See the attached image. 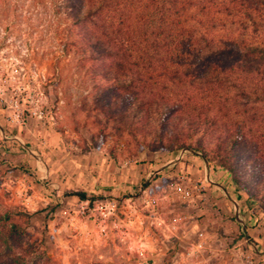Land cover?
I'll use <instances>...</instances> for the list:
<instances>
[{
    "label": "rangeland",
    "instance_id": "obj_1",
    "mask_svg": "<svg viewBox=\"0 0 264 264\" xmlns=\"http://www.w3.org/2000/svg\"><path fill=\"white\" fill-rule=\"evenodd\" d=\"M65 16L55 0H0V214L25 229L27 260L264 264V193L247 160L236 176L249 194L230 176L255 219L214 187L202 156L176 159L189 148L177 130L136 127L132 93L61 54Z\"/></svg>",
    "mask_w": 264,
    "mask_h": 264
},
{
    "label": "trees",
    "instance_id": "obj_2",
    "mask_svg": "<svg viewBox=\"0 0 264 264\" xmlns=\"http://www.w3.org/2000/svg\"><path fill=\"white\" fill-rule=\"evenodd\" d=\"M55 1L66 15L61 54L132 93L136 127L174 128L178 146L240 186L237 168L247 160L243 172L260 178L264 193V0ZM26 235L9 212L0 214V264H33L16 242Z\"/></svg>",
    "mask_w": 264,
    "mask_h": 264
},
{
    "label": "crops",
    "instance_id": "obj_3",
    "mask_svg": "<svg viewBox=\"0 0 264 264\" xmlns=\"http://www.w3.org/2000/svg\"><path fill=\"white\" fill-rule=\"evenodd\" d=\"M5 138L8 139V137H5ZM6 143L7 144L10 143V141H7ZM206 167H207V171H206L207 176L210 177L211 183L214 185V187H216L218 189H222L224 194H230V192L235 190V192H237V194H238L237 195L238 200L237 199L234 200L231 198V201L229 200L231 205L233 207H236L235 202H238V204H239L238 206L240 208L239 211L244 213V214H245V212L247 214L249 213V214H251L249 216H251L252 219H255V216L252 215V214H254L253 213L254 209H252L254 203L251 201H248L244 195H240L241 192L238 191L236 189V187H234V185H233L230 173L227 170L223 169L222 167L217 166L216 164L206 165ZM223 202H224V204H225V202H227V204H225L224 206L229 205L227 200H223ZM231 205H229V206H231ZM247 214H245V215H247Z\"/></svg>",
    "mask_w": 264,
    "mask_h": 264
},
{
    "label": "built area",
    "instance_id": "obj_4",
    "mask_svg": "<svg viewBox=\"0 0 264 264\" xmlns=\"http://www.w3.org/2000/svg\"><path fill=\"white\" fill-rule=\"evenodd\" d=\"M0 76H1V74H0ZM188 154H191L193 157H201L200 153H196V152H193L191 150L185 149V150H182V151L179 152V154H178L176 159L178 160V159L184 158ZM178 189L180 190V192H182L183 194H185L187 196L190 194V192L185 190L184 188H182V186H179Z\"/></svg>",
    "mask_w": 264,
    "mask_h": 264
}]
</instances>
